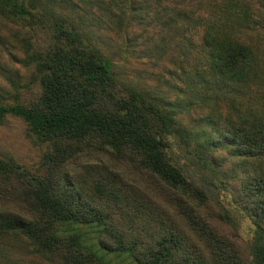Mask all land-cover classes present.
<instances>
[{"label": "trees", "instance_id": "trees-1", "mask_svg": "<svg viewBox=\"0 0 264 264\" xmlns=\"http://www.w3.org/2000/svg\"><path fill=\"white\" fill-rule=\"evenodd\" d=\"M228 3L203 37L213 79L264 85L256 41L230 21L249 18L248 5L238 15L239 3ZM47 4L0 0V13L25 18L38 33L23 37V61L38 89L20 103L0 104V119L20 117L51 148L37 170L0 156L6 264H16L9 256L15 248L47 264H110L71 228L89 221L101 225V247L128 251L137 264H264V114L249 106L219 109L206 119L213 127L208 137L193 139L157 98L125 86L102 50ZM172 133L203 149L201 160L209 162L201 173L173 159ZM228 154L248 166L244 175L227 173ZM216 178L242 200L255 225L250 240H242L237 219L217 196Z\"/></svg>", "mask_w": 264, "mask_h": 264}, {"label": "rangeland", "instance_id": "rangeland-1", "mask_svg": "<svg viewBox=\"0 0 264 264\" xmlns=\"http://www.w3.org/2000/svg\"><path fill=\"white\" fill-rule=\"evenodd\" d=\"M23 1L28 5L29 0ZM41 1L48 3L56 14L74 21L84 32V38L97 45L110 60L116 77L125 86L139 88L157 98L181 126L188 128L193 139L208 137L213 127L206 119L219 109L220 113H233L249 106L264 114V85L253 88L251 84L244 87L219 82L213 79L207 63L205 28L216 15L227 10L221 8L224 4L232 6L229 0ZM235 1L239 3L238 15L248 5L250 17L230 21L241 24L242 37L256 41L260 72L264 75V0ZM41 10L40 5L33 8L36 16ZM238 15L232 13L231 17ZM24 19L15 20L0 13V104L20 103L38 89L32 67L23 61V37L25 41L33 40L38 33ZM169 139L170 154L188 172L198 173L200 165L208 166L209 158L201 160L203 149L198 145L183 143L175 133ZM50 150L49 143L38 141L20 117L7 114L0 119V156L37 170ZM226 160L228 174L238 177L247 172L248 166L238 157L228 154ZM215 182L217 196L237 219L242 240H250L255 225L242 209V200L224 180L216 178ZM71 228L79 231L84 242L110 264H137L128 251H108L99 245L101 225L97 222H74ZM3 256L8 255L0 252V263L6 264ZM9 256L16 264H47L16 248Z\"/></svg>", "mask_w": 264, "mask_h": 264}]
</instances>
